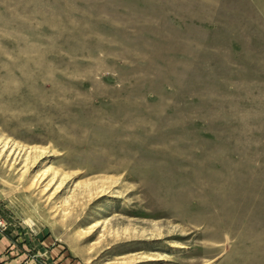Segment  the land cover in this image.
I'll use <instances>...</instances> for the list:
<instances>
[{
    "label": "rangeland",
    "instance_id": "obj_1",
    "mask_svg": "<svg viewBox=\"0 0 264 264\" xmlns=\"http://www.w3.org/2000/svg\"><path fill=\"white\" fill-rule=\"evenodd\" d=\"M0 221V264H264V0H0Z\"/></svg>",
    "mask_w": 264,
    "mask_h": 264
},
{
    "label": "crops",
    "instance_id": "obj_2",
    "mask_svg": "<svg viewBox=\"0 0 264 264\" xmlns=\"http://www.w3.org/2000/svg\"><path fill=\"white\" fill-rule=\"evenodd\" d=\"M8 249H10V244L7 243V240L5 238L0 239V251H7ZM10 259L9 258L6 260V263H8L7 261Z\"/></svg>",
    "mask_w": 264,
    "mask_h": 264
},
{
    "label": "built area",
    "instance_id": "obj_3",
    "mask_svg": "<svg viewBox=\"0 0 264 264\" xmlns=\"http://www.w3.org/2000/svg\"><path fill=\"white\" fill-rule=\"evenodd\" d=\"M1 225H2V224H1V221H0V227H1Z\"/></svg>",
    "mask_w": 264,
    "mask_h": 264
}]
</instances>
